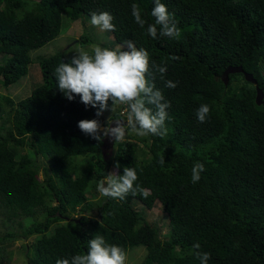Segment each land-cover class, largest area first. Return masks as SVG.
I'll return each mask as SVG.
<instances>
[{
	"label": "trees",
	"instance_id": "1",
	"mask_svg": "<svg viewBox=\"0 0 264 264\" xmlns=\"http://www.w3.org/2000/svg\"><path fill=\"white\" fill-rule=\"evenodd\" d=\"M154 2L0 0L4 88L28 75L32 52L61 35L64 18L108 12L119 46L131 40L148 51L150 64L167 66L163 78L151 68L148 79L170 104L165 138L132 136L107 156L103 141L78 128L106 111L97 117V108L79 96L69 101L57 87L55 68L72 58L41 59V84L24 99L0 88V264H9L18 242L26 264H56L86 254L95 235L127 256L145 248L140 264H201L197 252L210 253L208 264H264V104L243 74L224 81L229 67L241 66L264 89V0H161L179 39L148 35ZM133 3L147 21L143 29ZM169 80L177 86L166 87ZM202 104L210 108L204 123L196 117ZM122 111L111 119L125 120ZM196 162L204 171L193 184ZM124 167L135 168L147 198L98 193V182ZM156 206L168 218L161 229L142 212Z\"/></svg>",
	"mask_w": 264,
	"mask_h": 264
},
{
	"label": "clouds",
	"instance_id": "2",
	"mask_svg": "<svg viewBox=\"0 0 264 264\" xmlns=\"http://www.w3.org/2000/svg\"><path fill=\"white\" fill-rule=\"evenodd\" d=\"M131 8L134 22L143 29L147 21L142 17L140 7L133 3ZM151 16L155 23L148 24V35L155 39L159 32L160 36L180 38L181 30L161 0H155ZM113 19L108 12H93L90 23L101 31H114ZM76 54L70 62H61L54 70L59 91L69 101L79 96L80 102L86 107L97 108L95 113L97 117L109 110V101L112 112L118 106H122V114L126 116L125 120H114L115 126H112L113 121L109 119L103 128L97 119L80 120L78 128L82 133L98 142H102L105 137H111L115 143L123 142L126 136L133 133L139 137L152 135L161 139L167 136L165 122L169 119L167 109L170 104L165 102L162 92L156 88L154 82L148 79L151 68H155L163 78L167 72L166 65L150 64L148 51L137 48L131 40L124 41L123 45L114 50L92 45L91 51L79 48ZM165 86L171 89L177 84L169 80L165 82ZM148 105L154 106L155 111ZM209 113L210 108L207 104L200 105L196 110L198 122H206ZM119 167L117 163L116 168ZM203 171V163L196 162L193 165L191 172L193 184L201 179ZM137 180L135 168L124 167L122 175L115 173L105 175L98 182L97 191L102 197L119 200H124L129 194L132 196L142 194L147 198L148 191L136 184ZM195 247L199 248V244ZM196 255L201 264H208L211 258L210 253L206 252H197ZM56 264H127V253L120 246L107 244L102 235H95L88 240L86 254L58 259Z\"/></svg>",
	"mask_w": 264,
	"mask_h": 264
},
{
	"label": "rangeland",
	"instance_id": "3",
	"mask_svg": "<svg viewBox=\"0 0 264 264\" xmlns=\"http://www.w3.org/2000/svg\"><path fill=\"white\" fill-rule=\"evenodd\" d=\"M90 21L91 19L88 17H82L76 22H71L69 19L64 18L61 35L56 40L48 43L46 46L32 52L31 56L33 63L29 67V73L27 76H25L17 84L10 86L8 89L4 88L2 78L0 77V88H2V91H8L15 97L16 100L24 99L29 96L32 91L41 84V68L39 63L43 58L47 59L59 53L64 54L69 58H73V56L77 55L76 53L79 48L91 51L92 45H99L113 50L119 47L110 31H101L97 27L92 26ZM110 108L109 110H106V112L102 115V118L99 119L101 128L106 125L109 119L110 121H114L111 119V114L121 109L122 106H118L113 112ZM132 136L136 135L134 133L128 135L124 141L130 140ZM107 150L108 151H105V154L110 156L113 154L112 151H115V148ZM116 172V170L112 171V173L115 174ZM142 212L146 219L152 222L159 229H161L162 226H165V224H168V218L165 215H157L160 213L159 207L157 206L153 211L145 209ZM0 230H3L1 226ZM21 245V242L15 244L13 248V255L9 264H26L27 261L25 252L20 249ZM145 254V248H136L134 251L128 253L127 264H140Z\"/></svg>",
	"mask_w": 264,
	"mask_h": 264
},
{
	"label": "water",
	"instance_id": "4",
	"mask_svg": "<svg viewBox=\"0 0 264 264\" xmlns=\"http://www.w3.org/2000/svg\"><path fill=\"white\" fill-rule=\"evenodd\" d=\"M243 74L245 76V79L247 82L252 83L256 87V103L257 105L261 106L264 104V90L258 86V81L255 79L253 74L247 73L244 71V69L240 67H229L225 72H224V81L225 84L228 85L229 83V76L231 74ZM126 124V121H124ZM112 126H115V121H113ZM115 144L114 138L111 137H105L103 140V152H105L107 149H113Z\"/></svg>",
	"mask_w": 264,
	"mask_h": 264
}]
</instances>
